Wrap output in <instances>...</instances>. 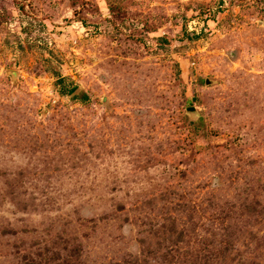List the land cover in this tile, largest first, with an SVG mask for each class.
Returning <instances> with one entry per match:
<instances>
[{"label":"rangeland","instance_id":"rangeland-1","mask_svg":"<svg viewBox=\"0 0 264 264\" xmlns=\"http://www.w3.org/2000/svg\"><path fill=\"white\" fill-rule=\"evenodd\" d=\"M0 264H264V0H0Z\"/></svg>","mask_w":264,"mask_h":264},{"label":"trees","instance_id":"trees-1","mask_svg":"<svg viewBox=\"0 0 264 264\" xmlns=\"http://www.w3.org/2000/svg\"><path fill=\"white\" fill-rule=\"evenodd\" d=\"M57 83L60 84L63 87V91H62L63 94L70 95V94H73L77 90V86L76 85H73V87H71L70 89L66 90L65 79L62 76H60V75H58ZM73 97H76V96L74 95Z\"/></svg>","mask_w":264,"mask_h":264},{"label":"water","instance_id":"water-1","mask_svg":"<svg viewBox=\"0 0 264 264\" xmlns=\"http://www.w3.org/2000/svg\"><path fill=\"white\" fill-rule=\"evenodd\" d=\"M209 83H210V80L207 79L206 84H209ZM195 110H196V108L194 106H190L187 108V111H189V112H194Z\"/></svg>","mask_w":264,"mask_h":264}]
</instances>
